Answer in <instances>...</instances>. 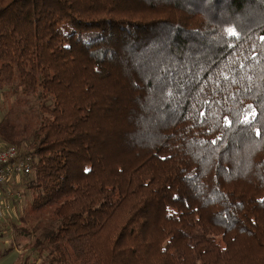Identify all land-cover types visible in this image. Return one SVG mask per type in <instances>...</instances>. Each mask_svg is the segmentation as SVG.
<instances>
[{"label":"trees","instance_id":"16d2710c","mask_svg":"<svg viewBox=\"0 0 264 264\" xmlns=\"http://www.w3.org/2000/svg\"><path fill=\"white\" fill-rule=\"evenodd\" d=\"M262 37L264 0H0L33 264H264Z\"/></svg>","mask_w":264,"mask_h":264},{"label":"rangeland","instance_id":"374dc122","mask_svg":"<svg viewBox=\"0 0 264 264\" xmlns=\"http://www.w3.org/2000/svg\"><path fill=\"white\" fill-rule=\"evenodd\" d=\"M2 101H5L6 105H10L4 115L20 116L23 124H26L27 120H32V117L38 114L39 105L36 98L29 100L26 98L22 102H16L7 90L0 89V102ZM18 111L20 115L17 114ZM36 122L37 120H32L31 126H35ZM7 194L10 196L9 191ZM24 197L25 201L27 199V203L23 204L20 213L17 212V216L7 215L4 217L5 213L11 209V206L8 200L0 202V207L2 208V217H0V254L7 250L4 255L0 256V264H33V261L38 259L33 247L35 237L39 235L43 227H54L56 223L53 207L39 210L31 208V192L27 188L24 189Z\"/></svg>","mask_w":264,"mask_h":264},{"label":"built area","instance_id":"2783aa9c","mask_svg":"<svg viewBox=\"0 0 264 264\" xmlns=\"http://www.w3.org/2000/svg\"><path fill=\"white\" fill-rule=\"evenodd\" d=\"M33 161L32 155L19 154L15 146L5 145L0 149V185L5 184L13 176L30 175ZM0 217H2L1 207Z\"/></svg>","mask_w":264,"mask_h":264},{"label":"crops","instance_id":"0c3cea01","mask_svg":"<svg viewBox=\"0 0 264 264\" xmlns=\"http://www.w3.org/2000/svg\"><path fill=\"white\" fill-rule=\"evenodd\" d=\"M9 108L10 105L9 104L6 105L5 101L0 102V121L5 116L4 115L5 111ZM5 145L6 144L0 140V149L3 148ZM24 189H25V176H13L5 184L0 185V202L2 200H8V203H10L11 206V209L8 210L7 213H5L4 217H6L7 215L17 216L18 215L17 212L20 213L23 204L27 203V199L25 201V197H24ZM8 191L10 193V196H8L7 194Z\"/></svg>","mask_w":264,"mask_h":264},{"label":"snow or ice","instance_id":"6c2138e0","mask_svg":"<svg viewBox=\"0 0 264 264\" xmlns=\"http://www.w3.org/2000/svg\"><path fill=\"white\" fill-rule=\"evenodd\" d=\"M230 35H234V33H232L231 31H230V33H229ZM262 39H264V37H262Z\"/></svg>","mask_w":264,"mask_h":264},{"label":"bare ground","instance_id":"6f19581e","mask_svg":"<svg viewBox=\"0 0 264 264\" xmlns=\"http://www.w3.org/2000/svg\"><path fill=\"white\" fill-rule=\"evenodd\" d=\"M15 197V196H14Z\"/></svg>","mask_w":264,"mask_h":264}]
</instances>
